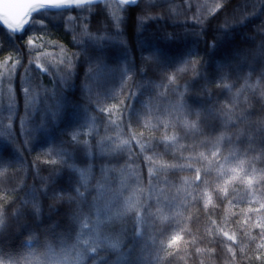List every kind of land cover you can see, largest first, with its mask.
I'll return each instance as SVG.
<instances>
[{
	"label": "trees",
	"instance_id": "16d2710c",
	"mask_svg": "<svg viewBox=\"0 0 264 264\" xmlns=\"http://www.w3.org/2000/svg\"><path fill=\"white\" fill-rule=\"evenodd\" d=\"M118 4L103 0L86 11L47 10L39 17L45 25L25 34H13L0 25V154L12 162L11 168H0V205L8 213L0 242L24 256L35 253L29 264H78L72 246L82 251L83 240L91 239L78 237L92 228L91 224L83 228L85 221L97 219L93 198L97 182L106 180L104 186L119 195L118 205L128 197L144 203L139 220L126 216L101 226L105 232L122 234L120 264H261L255 259L261 232L256 225L264 224V209L256 210L264 204V185L256 180L252 185L246 180L225 184L229 176L222 175V166L213 165L211 153L200 146L209 136L190 133L182 124L178 131L167 125L180 100L201 113L205 132L216 136L234 112L243 123L237 122L235 128L229 124L227 135L235 141L243 167L248 169L251 156H259V151L244 153L264 143V82H259L264 72V0H227L226 6L225 0H138V11L145 12L144 27H135V12L129 10L127 57L110 38L115 31L110 17L125 15ZM217 4L222 7L213 11ZM197 18L208 23L198 24ZM140 31L141 35L135 34ZM30 38L32 46L27 45ZM69 57L75 64L71 87L61 82ZM97 57L103 66L89 81V91L81 85L89 62L95 63ZM20 59L23 67L17 74L12 65ZM194 60L200 62L196 72L191 67ZM129 63L134 65L132 72L127 71ZM177 73L170 83L169 77ZM25 74L33 82L32 107L27 110L20 87ZM5 77L14 83L4 82ZM246 80L259 86L245 88ZM13 104L15 110L10 112ZM25 116L31 132L27 142L20 124ZM9 129L15 144L8 139ZM174 132L187 138L166 148L164 137ZM73 134L78 141L72 140ZM121 141L129 143L117 151ZM61 151L68 156L53 154ZM221 151L229 155L224 142ZM49 158L68 164L46 163ZM71 164L89 170L91 189L85 203L53 196L61 189L65 194L75 189L80 176ZM234 166L235 162L226 165ZM44 190L47 195L40 194ZM15 209L19 215H12ZM78 211L81 220H73ZM224 232L234 236L235 245ZM174 235L180 239L169 249L168 240ZM246 246L252 249L247 255L240 251ZM163 249L174 255L169 257ZM95 255L88 253L79 264H92ZM106 259L116 256L108 253ZM96 264L104 262L97 258Z\"/></svg>",
	"mask_w": 264,
	"mask_h": 264
},
{
	"label": "snow or ice",
	"instance_id": "6c2138e0",
	"mask_svg": "<svg viewBox=\"0 0 264 264\" xmlns=\"http://www.w3.org/2000/svg\"><path fill=\"white\" fill-rule=\"evenodd\" d=\"M227 0H225L226 6ZM93 4V0H0V25L7 26L13 34L22 33L25 34L28 32L29 28H35L37 25L40 27H43L45 25V21L40 19V14L45 13L47 14V10L50 9H56V10H69V9H80L81 11L88 10V6H91ZM138 0H119L118 7L121 8L122 11H124L125 15L123 17L116 16L115 14L110 17V19L114 20L113 27L115 28V31L110 34V38L113 40V42H117L120 44L121 47L125 49V57L128 55V41L125 39V25L128 18V12L129 10H132L135 12V27L138 26L141 30L144 27V19H145V12L143 10L137 9ZM222 7V5L217 4L213 11H217ZM79 19V17H77ZM85 25L88 23V21H84ZM198 24H207L208 21H203L197 18ZM136 35H141L142 31L135 32ZM11 38V37H10ZM17 38L23 39V35H18ZM77 45H79V40L75 41ZM27 45L32 46L33 40L30 38L27 41ZM215 47V45H213ZM18 51V50H17ZM63 52V49H61ZM261 51L264 52V44L261 45ZM83 54V53H82ZM190 55L192 53H189ZM152 57H146L145 60L151 59ZM12 59V58H10ZM94 61V60H93ZM93 61L89 62V66L87 71L85 72V81L81 85L83 89L89 88V81H91L96 73L100 71L102 68V63L97 57L95 59V63ZM5 63H9V61H5ZM185 64L189 63L187 61L184 62ZM199 61H192L191 67L193 72H196L197 65L199 64ZM221 67L224 66L222 63L220 65ZM14 69L17 70V74L19 73V68L23 67V61L22 59L17 60L16 63L12 65ZM134 65L129 63V67L127 71L132 72ZM37 68H39V65H37ZM67 68L68 70L64 73V75L61 77V82L65 84L67 87H71L72 84L69 83V81L72 79V71L75 68V64L73 63L72 59L69 57L67 60ZM187 68L181 69L180 71H186ZM134 75V74H133ZM177 74H174V76L169 77L170 83H174L175 79L177 77ZM225 77H221L223 80ZM4 82L8 84H13L14 81L12 79H9L5 77ZM259 82H264V72L260 74ZM258 84H249L246 80L245 82V88H252L255 90L258 86ZM32 80L25 74L23 78L20 80V87L23 88L24 95H25V109H29L32 107V103L30 100V95L32 92ZM226 86V85H224ZM181 97H183V93L180 94ZM15 104H13L9 111L13 112L15 110ZM102 111H109L110 109H102ZM173 111L176 113V116L173 118V121L169 122L167 125L168 128H172L176 131L180 130L181 124L184 128L188 130L190 133L197 134L199 136L208 135L209 139L206 141L201 142V147H204L206 150H208L211 153V157L213 158L211 163L215 165L216 163H219L222 166V175L223 176H229V180L225 181V184L229 183L233 180H240L247 182L248 185L253 184V180H256L259 184L264 185V143L260 145L258 149L256 148H249L244 153L245 155L248 154V152H256L259 151V156H251L248 160V169H245L243 167L244 161L239 160V153L236 152L234 148L235 141L232 137L227 135V132L229 131L228 125L230 124L232 128H235L238 126L237 122L243 123V118L240 115H236L234 112L229 114L225 126L223 130L221 131L220 135L216 136L211 133H206L202 125H204V119L202 117V114L199 112H193L191 109H188L187 105L183 100L177 101V103L174 106ZM56 114L53 113V116ZM250 115V114H249ZM235 117L232 119V117ZM195 117V119H193ZM21 124V133L26 138L31 136V132L28 128V118L25 116L20 121ZM2 121H0V127H2ZM264 131V130H262ZM187 135H183L181 137H177L175 135V132L172 136H168L167 134L164 137V141L166 142V148H170L176 143H178V139H186ZM8 139L12 143H17L15 139L14 132L9 129L8 130ZM78 135L73 134L72 140L78 141ZM221 142H224L225 150L228 151L229 155L225 156L223 152L221 151ZM86 143V142H85ZM129 141H121L120 145L117 146V151L124 150ZM254 143V141L249 140V144L251 145ZM229 145H233V147H228ZM141 148L143 150L144 146L141 145ZM111 151L112 149L109 148ZM54 155H58L60 157H67L68 153L66 152H54ZM7 156V154L3 153L0 154V168H11L12 162L11 160H5L4 157ZM200 157L204 159H208L204 155V153H200ZM70 159V157H69ZM151 162L153 160V157L148 158ZM46 163L50 162L53 165H56L57 163L60 164H68V160L61 159L59 161L57 160H51L49 158L48 161H45ZM198 162V161H197ZM235 162L234 167H226V165ZM253 165H257L253 167ZM73 169V171H79L80 179L76 182V187L73 190L72 194H65L63 189H61L60 193H53L54 198L58 199H64L65 197L70 201H79L80 203H85L87 200V195L90 192L91 189V182L89 180V170H81L76 169L74 164L68 165ZM250 169V171H249ZM38 168H37V174H38ZM231 173L232 175H229ZM242 173V174H241ZM153 175L152 169L150 167L149 169V176L151 177ZM251 177V178H249ZM196 179L200 180V170L197 169ZM43 183V181H42ZM106 180L105 181H98L97 182V195L93 198V204L92 207L96 209V216L97 219L95 221H85L82 225L83 228H88L89 224L92 225V228L89 232L85 233L82 231L81 236L78 237V240H82L84 236L91 237L90 240H83L84 245H86L82 251H78V245H73L72 250L76 252V261L82 262L88 253H95L96 255L92 258V264H96L97 258L102 260L104 264H120L121 259L123 258V252L121 251V247L123 244V236L122 234H118L115 232H105L102 229V225L107 226L108 224L114 223L117 220L123 221L125 217L127 216L128 219H140L141 215V209L144 208V203L142 201L138 202L134 197H128L122 205H118L116 201L119 200L118 193L111 192L106 186ZM199 187V185H197ZM46 188V185H45ZM259 191V189H257ZM41 195H47V191H41ZM33 201H36V190L33 191ZM264 195V193H262ZM5 200L8 203H11L10 200H8L7 196H5ZM27 202V201H26ZM36 211L39 213L40 208L37 204ZM151 207V206H149ZM264 209V204L260 205V209H257L256 211H260ZM145 212H147V209H144ZM128 214H131L130 216ZM12 215H19V209H15L12 213ZM8 216L7 209L3 205H0V230H2L4 227H6V217ZM82 213L77 212L75 216H73V220L79 221L81 220ZM103 217V219H101ZM256 227L261 228L260 232V243L257 245V248L255 251L259 252V255L255 257V259L260 260L261 264H264V224H257ZM55 225L52 227V231H54ZM138 234V233H137ZM223 235L227 237L229 241L233 242V245H235V238L233 235H229L227 232H224ZM180 239L178 235L172 236L168 240L169 249L177 243V241ZM254 242V238H253ZM31 243V241L29 242ZM103 249V252L101 251ZM163 251L167 252L168 256L171 257L174 255V253L170 252L168 249H163ZM229 252L233 251V248L230 246L228 248ZM241 252H243L245 255L249 251H252L250 246H246L244 248L240 249ZM111 253L116 256L115 260L106 259V254ZM35 253H30L29 256H24L21 253L17 252L15 249L6 250L3 246V242H0V264H29V259L31 255H34ZM233 255L239 259V256L235 253Z\"/></svg>",
	"mask_w": 264,
	"mask_h": 264
},
{
	"label": "water",
	"instance_id": "95a60500",
	"mask_svg": "<svg viewBox=\"0 0 264 264\" xmlns=\"http://www.w3.org/2000/svg\"><path fill=\"white\" fill-rule=\"evenodd\" d=\"M101 1H103V0H93V3H98V2H101ZM117 1H119V0H117ZM50 10L51 11H57L56 9H50ZM1 26L11 32V30L7 26H4V25H1ZM17 34H19V33H17Z\"/></svg>",
	"mask_w": 264,
	"mask_h": 264
}]
</instances>
